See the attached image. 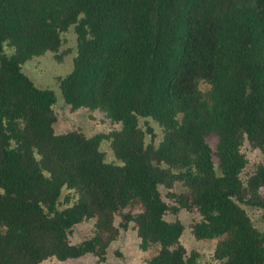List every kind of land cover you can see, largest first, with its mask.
Instances as JSON below:
<instances>
[{"label": "trees", "instance_id": "1", "mask_svg": "<svg viewBox=\"0 0 264 264\" xmlns=\"http://www.w3.org/2000/svg\"><path fill=\"white\" fill-rule=\"evenodd\" d=\"M70 27L61 97L119 129L56 133L54 91L22 71ZM244 143L264 152V0H0V264L100 262L130 223L141 250L156 246L142 264H195L183 223L165 218L179 210L197 215L194 238L216 239L220 264H264V227L245 209L264 221V164L242 175ZM90 219L91 234L71 242Z\"/></svg>", "mask_w": 264, "mask_h": 264}, {"label": "rangeland", "instance_id": "2", "mask_svg": "<svg viewBox=\"0 0 264 264\" xmlns=\"http://www.w3.org/2000/svg\"><path fill=\"white\" fill-rule=\"evenodd\" d=\"M61 44L56 51H45L44 53L33 56L22 63V71L39 87L50 88L56 95V101L53 104V114L55 122L53 124L56 133L69 130H78L85 135L90 136L95 133H108L111 130L119 129L118 122L111 121L104 112L100 110H89L88 108L70 109L60 94L58 88V77L65 75L72 67L73 57L76 54V37L72 27L61 32ZM4 51L7 54L13 52V48L9 44H4ZM202 90L207 89L208 85L204 81L199 83ZM148 123L155 132L154 144H157L162 138L163 131L161 127L152 119L147 118ZM143 126V119H140ZM145 141H149V135H145ZM208 141L214 144L215 138L209 137ZM99 149L103 151L104 158L108 162H115L113 151L110 146L109 139H103L99 144ZM247 163L243 169V174L250 172L255 166L264 164V152L258 148L251 147L248 143L242 145ZM161 193L165 192L163 186H159ZM174 191H183L184 188L180 183H175L172 188ZM264 195V192L262 191ZM250 215L253 223L259 228L264 227L262 213L257 208L245 207ZM165 218L168 220L178 219L183 223L184 229L180 236V241L187 251L195 250L198 257L195 264H220V262L212 257L216 239H196L190 232V222L197 218V215L186 210H179L176 214L167 213ZM116 218V223H117ZM93 219L82 221L76 224L69 239L71 242L83 240L92 232ZM139 238L133 223H130L127 229H120L116 239L110 242L106 250L105 259L97 261L90 254H86L77 258H69L58 260L50 258L43 260L39 264H142L144 259L148 258L156 251V246H151L143 251L138 246Z\"/></svg>", "mask_w": 264, "mask_h": 264}]
</instances>
